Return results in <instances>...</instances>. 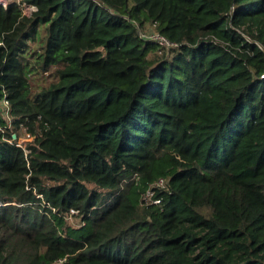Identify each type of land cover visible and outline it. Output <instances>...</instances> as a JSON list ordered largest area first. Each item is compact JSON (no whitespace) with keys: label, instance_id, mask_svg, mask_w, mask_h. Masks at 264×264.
<instances>
[{"label":"trees","instance_id":"obj_1","mask_svg":"<svg viewBox=\"0 0 264 264\" xmlns=\"http://www.w3.org/2000/svg\"><path fill=\"white\" fill-rule=\"evenodd\" d=\"M25 1L0 7V264H264V0Z\"/></svg>","mask_w":264,"mask_h":264},{"label":"built area","instance_id":"obj_2","mask_svg":"<svg viewBox=\"0 0 264 264\" xmlns=\"http://www.w3.org/2000/svg\"><path fill=\"white\" fill-rule=\"evenodd\" d=\"M11 4H16L20 7L21 11H22V15L26 16V17H31L33 15L34 12L37 11V6L35 5H30L28 4L25 0H0V7L7 9ZM151 39L158 41L160 44L164 45V46H170V43L167 41V39H165L164 37L158 35V34H152L150 36ZM1 106H2V113L4 116H6L9 119L10 116V103L9 101L4 98L1 101ZM3 130L2 127H0V131ZM29 138H32V136L30 134H27ZM15 136V138H14ZM13 139H16V134L13 135ZM17 145L21 146L23 149H26L27 146H25L22 142H20L19 140L17 141ZM149 189L145 195V199L148 201H151L153 196H154V190L153 188L155 187H164V180L161 179L158 182L155 183H151L149 185ZM72 214H74L75 212H71ZM84 224V223H83Z\"/></svg>","mask_w":264,"mask_h":264},{"label":"rangeland","instance_id":"obj_3","mask_svg":"<svg viewBox=\"0 0 264 264\" xmlns=\"http://www.w3.org/2000/svg\"><path fill=\"white\" fill-rule=\"evenodd\" d=\"M43 77L45 78V82H42V83H49V82H51L54 79V77L52 75L51 76L43 75ZM34 82H35L34 88L38 89L40 86H38V83L36 82V77L34 78ZM0 111L2 112V106L1 105H0ZM3 118L4 119H8L6 116H3ZM19 135H20L19 141L22 142L25 146H28L29 144H31L33 142V138H29L28 135L25 134V130L24 129H22V131H20ZM69 221H70L71 224H77L78 223L77 220L74 219V218L73 219L70 218Z\"/></svg>","mask_w":264,"mask_h":264},{"label":"water","instance_id":"obj_4","mask_svg":"<svg viewBox=\"0 0 264 264\" xmlns=\"http://www.w3.org/2000/svg\"><path fill=\"white\" fill-rule=\"evenodd\" d=\"M14 138H15V136H14Z\"/></svg>","mask_w":264,"mask_h":264}]
</instances>
